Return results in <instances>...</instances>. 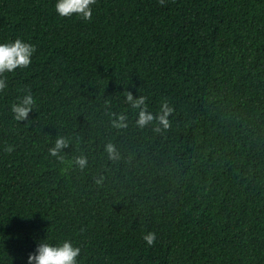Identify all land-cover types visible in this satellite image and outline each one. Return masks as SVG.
Segmentation results:
<instances>
[{
    "label": "trees",
    "instance_id": "1",
    "mask_svg": "<svg viewBox=\"0 0 264 264\" xmlns=\"http://www.w3.org/2000/svg\"><path fill=\"white\" fill-rule=\"evenodd\" d=\"M54 2L0 0V42L36 46L0 90V264L40 239L78 264H264V0H95L87 21ZM128 93L169 127H137Z\"/></svg>",
    "mask_w": 264,
    "mask_h": 264
},
{
    "label": "clouds",
    "instance_id": "2",
    "mask_svg": "<svg viewBox=\"0 0 264 264\" xmlns=\"http://www.w3.org/2000/svg\"><path fill=\"white\" fill-rule=\"evenodd\" d=\"M165 0H160L163 4ZM95 0H55L54 10L59 17H72L83 20H90L92 17V5ZM36 46L20 37L6 42H0V90L7 86L4 73H13L17 68L28 66L33 58ZM126 102L132 109L136 110L135 124L139 128L152 124L155 131H160L161 128L167 129L170 125L169 116L173 113L172 107L166 101L159 104V109L156 112L148 111L146 97L141 95L133 98L131 93L126 96ZM35 103L34 97L29 92H25L23 96L18 97L17 101L10 105V110L13 113V119L19 121L25 119L27 113L31 110ZM114 116L111 123L114 127H126V116L124 113H112ZM68 138L57 136L52 147L49 148V155L62 160L63 156L59 155L60 150L67 147ZM7 150H11L9 147ZM104 151L109 159L118 160L119 153L116 146L107 142L104 145ZM73 163L80 169L86 167L87 158L83 155L74 157ZM102 179V177L100 178ZM99 182V180H97ZM156 233L147 231L142 233V240L147 247H152L156 243ZM80 249L73 245L67 239L58 240L56 243L50 242V239H40L35 242L33 251H30L25 259V264H78L77 256Z\"/></svg>",
    "mask_w": 264,
    "mask_h": 264
}]
</instances>
